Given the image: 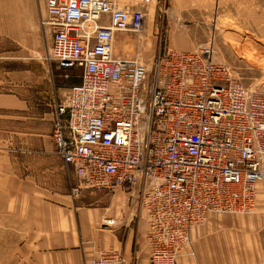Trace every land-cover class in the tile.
<instances>
[{
  "label": "built area",
  "instance_id": "obj_1",
  "mask_svg": "<svg viewBox=\"0 0 264 264\" xmlns=\"http://www.w3.org/2000/svg\"><path fill=\"white\" fill-rule=\"evenodd\" d=\"M144 24L141 8L114 0H44L47 63L65 80L80 71L51 104V138L78 180L73 197L126 191L145 215L149 263L179 264L210 213H252L264 193V91L215 66L208 49L158 52L149 65L114 50ZM86 264L131 262L110 249Z\"/></svg>",
  "mask_w": 264,
  "mask_h": 264
},
{
  "label": "rangeland",
  "instance_id": "obj_2",
  "mask_svg": "<svg viewBox=\"0 0 264 264\" xmlns=\"http://www.w3.org/2000/svg\"><path fill=\"white\" fill-rule=\"evenodd\" d=\"M114 1L120 6L141 8L145 16L141 35L120 34L122 40L114 42L116 52L138 55L149 65L158 52L208 49L215 66L225 67L244 86L264 91V0ZM43 11L44 0H0V76L5 81L19 78L22 84L35 77L38 92L49 80L58 84L60 80L54 64L49 65L45 59L51 35L39 25ZM79 72L74 71L72 82L77 81ZM7 154L0 148V264H20L21 247L34 224L27 207L11 205L17 192L2 189L11 184L4 181L6 174L11 176V171L20 169L10 163ZM63 168L68 176L73 175ZM20 194L27 196L28 192ZM69 194L75 199L71 188ZM258 195L252 213H210L191 234H250L242 236L244 241L233 261L228 255V264H264V193ZM217 242L209 246L219 249V244L214 246ZM219 258V254H210L198 258L197 263L224 264Z\"/></svg>",
  "mask_w": 264,
  "mask_h": 264
},
{
  "label": "crops",
  "instance_id": "obj_3",
  "mask_svg": "<svg viewBox=\"0 0 264 264\" xmlns=\"http://www.w3.org/2000/svg\"><path fill=\"white\" fill-rule=\"evenodd\" d=\"M119 40L120 35L116 42ZM57 70L59 84L49 80L40 92L35 77L22 84L19 78L5 81L0 76V148L20 168L11 171V176L6 174L3 179L11 184L2 189L17 192L11 205L27 207L34 224L21 247L20 264H86L100 251L110 249L121 252L131 264H150L145 215L129 202L126 191L116 189L108 196L103 190H81L75 199L69 194L77 180L66 174L63 162L54 155L51 104L63 99L79 78L72 82L73 74L65 80ZM26 191L27 196L20 194ZM107 220L109 226H103ZM193 235L197 256L184 255L179 264H201L198 258L210 254H219L228 264V255L233 261L244 241L242 236L250 234ZM211 242H217L214 246L219 244V249L209 246Z\"/></svg>",
  "mask_w": 264,
  "mask_h": 264
},
{
  "label": "bare ground",
  "instance_id": "obj_4",
  "mask_svg": "<svg viewBox=\"0 0 264 264\" xmlns=\"http://www.w3.org/2000/svg\"><path fill=\"white\" fill-rule=\"evenodd\" d=\"M260 186H262V184H260ZM262 190H263V188H262ZM136 206H137V205H136ZM137 208L140 209L138 206H137ZM140 210H141V209H140ZM141 211H142V210H141Z\"/></svg>",
  "mask_w": 264,
  "mask_h": 264
}]
</instances>
